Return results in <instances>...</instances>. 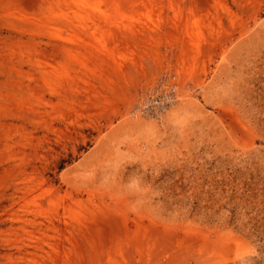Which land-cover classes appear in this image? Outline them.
Listing matches in <instances>:
<instances>
[{"label": "rangeland", "instance_id": "374dc122", "mask_svg": "<svg viewBox=\"0 0 264 264\" xmlns=\"http://www.w3.org/2000/svg\"><path fill=\"white\" fill-rule=\"evenodd\" d=\"M0 264H264V0H0Z\"/></svg>", "mask_w": 264, "mask_h": 264}, {"label": "built area", "instance_id": "2783aa9c", "mask_svg": "<svg viewBox=\"0 0 264 264\" xmlns=\"http://www.w3.org/2000/svg\"><path fill=\"white\" fill-rule=\"evenodd\" d=\"M177 84L170 77H162L142 88L136 98L135 115H159L178 99Z\"/></svg>", "mask_w": 264, "mask_h": 264}, {"label": "bare ground", "instance_id": "6f19581e", "mask_svg": "<svg viewBox=\"0 0 264 264\" xmlns=\"http://www.w3.org/2000/svg\"><path fill=\"white\" fill-rule=\"evenodd\" d=\"M173 105V104H172Z\"/></svg>", "mask_w": 264, "mask_h": 264}]
</instances>
